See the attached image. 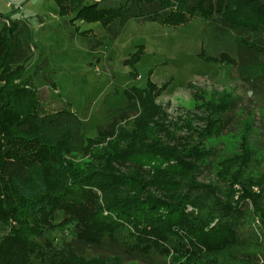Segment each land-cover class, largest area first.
Listing matches in <instances>:
<instances>
[{
    "label": "trees",
    "instance_id": "1",
    "mask_svg": "<svg viewBox=\"0 0 264 264\" xmlns=\"http://www.w3.org/2000/svg\"><path fill=\"white\" fill-rule=\"evenodd\" d=\"M53 1L111 38L128 18L177 27L198 17L264 55V0ZM0 25V264H264V154L250 143L253 122L240 121L237 147L208 143L238 135L224 132L233 96L202 107V128L183 127L156 104L166 85L149 71L85 139L72 110L46 113L23 78L30 28L1 14ZM143 52L124 61L131 75ZM232 63L244 81L264 79V60ZM101 142L106 151L93 149ZM203 168L211 178L202 183ZM64 228L71 240L57 246L47 234Z\"/></svg>",
    "mask_w": 264,
    "mask_h": 264
},
{
    "label": "rangeland",
    "instance_id": "2",
    "mask_svg": "<svg viewBox=\"0 0 264 264\" xmlns=\"http://www.w3.org/2000/svg\"><path fill=\"white\" fill-rule=\"evenodd\" d=\"M83 1L91 4L100 0ZM0 14L22 20L31 30L32 57L24 65L23 78H30L38 90L43 110H72L84 124L85 139H94L96 129L107 126L110 120L106 112L123 107L125 91L143 87L151 71L154 84L166 85L155 102L169 120L183 127H200L205 114L202 107L233 96L235 103L224 132L238 135L207 142L221 150L229 144L237 147L240 121H252L250 143L264 154V79L256 77L246 82L232 63H258L264 55L254 46L240 44L219 22L196 17L183 26L170 27L128 18L119 35L111 38L100 23L71 22L73 14L69 11L61 15L53 0H0ZM89 30L100 42L93 49V40L83 34ZM139 46L144 52L134 66L135 75H131L134 68L123 63ZM259 46L264 53V38ZM179 132L186 133L184 129ZM97 145L93 149L106 151L105 143ZM88 160L87 156L76 158L80 165ZM210 178L207 168L201 176L197 174L202 183ZM2 232L0 225V236ZM47 237L57 246L71 240L68 228L49 232Z\"/></svg>",
    "mask_w": 264,
    "mask_h": 264
},
{
    "label": "crops",
    "instance_id": "3",
    "mask_svg": "<svg viewBox=\"0 0 264 264\" xmlns=\"http://www.w3.org/2000/svg\"><path fill=\"white\" fill-rule=\"evenodd\" d=\"M17 19V18H16Z\"/></svg>",
    "mask_w": 264,
    "mask_h": 264
}]
</instances>
